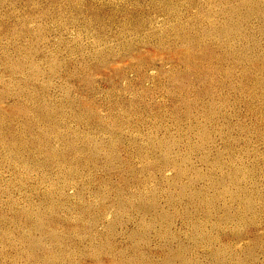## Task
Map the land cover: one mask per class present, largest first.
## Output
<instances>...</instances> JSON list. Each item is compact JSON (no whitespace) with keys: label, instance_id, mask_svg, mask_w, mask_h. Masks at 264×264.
Masks as SVG:
<instances>
[{"label":"rangeland","instance_id":"rangeland-1","mask_svg":"<svg viewBox=\"0 0 264 264\" xmlns=\"http://www.w3.org/2000/svg\"><path fill=\"white\" fill-rule=\"evenodd\" d=\"M0 264H264V0H0Z\"/></svg>","mask_w":264,"mask_h":264}]
</instances>
